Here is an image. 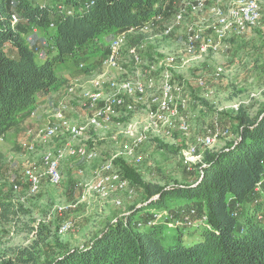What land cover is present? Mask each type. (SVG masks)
Returning <instances> with one entry per match:
<instances>
[{"label": "rangeland", "instance_id": "374dc122", "mask_svg": "<svg viewBox=\"0 0 264 264\" xmlns=\"http://www.w3.org/2000/svg\"><path fill=\"white\" fill-rule=\"evenodd\" d=\"M35 1L49 4L56 0ZM246 1L168 0L166 13L154 24L127 34L119 50L117 67H104L79 77L72 76L77 74L76 66L59 67V76L76 80L62 87L46 105L0 139V200L10 198L26 213L10 223L0 218L1 259H13L18 249L34 246L41 264L58 256L63 246L84 247L106 224L124 217L131 207H142L144 193L124 177L122 166L125 164L144 182L173 185L197 180L198 166L204 162L208 150L199 147L200 158H196L188 168L182 158L188 145L198 144V138L209 131L230 129V136L220 137L209 151L222 149L236 138L233 120L238 111L254 116L264 105V0H253L260 8V19L255 26L242 33L231 31L224 38L219 34L220 29L211 10L216 5L229 7ZM179 14L184 17L181 22L177 21ZM168 29L169 34L166 33ZM131 47L145 64L169 69L175 80L183 85L190 135H183L176 124L172 129H166L170 134L164 129L159 134H148L147 140L135 148V136L126 138L124 134L129 127H125L137 124L138 131L142 132L146 122H142L143 114H133L134 120L130 117V123L125 127L114 123L107 129L87 131V135L75 143L95 149L98 156L93 161L66 156L60 163L62 184L52 185L45 176L43 154L64 148L68 138L60 135L43 143L28 135V131L37 133L43 129L61 103L68 106L74 123L87 124L88 109L81 104L84 103L81 94L91 90L96 82L107 87L110 81L121 79L125 75L124 69L132 65ZM32 145L35 149L30 151L29 146ZM129 149L135 150L134 155L142 159L141 163L126 157ZM108 165L127 183L126 187L106 198L93 193L83 200L85 189L78 188L77 184L96 182ZM30 168L43 175L41 188L34 193L26 183V171ZM16 185L20 187L19 191L14 190ZM116 201L121 205L117 206ZM168 216L179 221L183 218L179 213H167L160 221L169 227L174 223ZM66 221L73 223V229L61 235L59 228ZM239 222L244 223V214H241ZM39 228L44 229L43 234ZM181 232L186 245L199 239V231L192 227L181 229ZM178 234V230H164L165 244H176Z\"/></svg>", "mask_w": 264, "mask_h": 264}, {"label": "trees", "instance_id": "16d2710c", "mask_svg": "<svg viewBox=\"0 0 264 264\" xmlns=\"http://www.w3.org/2000/svg\"><path fill=\"white\" fill-rule=\"evenodd\" d=\"M167 1L0 0V139L72 80L58 75L60 66H76L74 77L96 70L113 38L162 17ZM233 121L236 138L220 150H208L194 183L144 182L122 166L124 177L142 189L144 205L106 224L84 247L63 246L41 264H264V105L254 116L238 111ZM191 209L197 211L192 226L177 225L173 218L169 227L154 218L155 212L184 217ZM24 214L10 198L0 200L4 222ZM188 227L199 231V239L186 245L181 229ZM166 229L178 230L176 244H165ZM36 252L34 246L18 249L0 264H40Z\"/></svg>", "mask_w": 264, "mask_h": 264}, {"label": "built area", "instance_id": "2783aa9c", "mask_svg": "<svg viewBox=\"0 0 264 264\" xmlns=\"http://www.w3.org/2000/svg\"><path fill=\"white\" fill-rule=\"evenodd\" d=\"M211 10L216 17L221 38H224L231 31L242 33L248 28L255 26L260 19V8L258 3L253 0L237 3L229 7L216 5ZM160 18H153L144 28L154 24ZM183 18V15L179 14L177 21L181 22ZM12 21L13 26L19 23V18L15 13L12 14ZM169 32L170 29L166 31L167 34ZM34 33H36V30H34ZM128 33L118 35L110 41L109 54L102 60L101 65L96 70L108 66L117 67V61L120 57L119 50L124 45ZM131 48L129 49V53L132 65L129 66V69H124L125 75L121 79L110 81L107 87L101 82H96L91 90L81 94L84 103H81V100L80 103L88 109L86 114L88 117L87 124L82 126L74 123L70 116L71 113L68 111V106L61 103L54 117L43 126V129L37 133L32 130L28 131V135L36 137V139H39L43 143L53 141L60 135L68 138V143L64 148L43 154L42 161L46 169L45 176L50 180L52 185L60 186L62 184L63 176L60 170V163L66 156L87 161H93L98 156L95 149L75 143L83 135H87V131L107 129L114 123L118 127H125L130 123L129 118L133 114H143L144 119L142 122H146V126L142 127V132L138 131L137 124H129V126L125 127H129L124 134L125 137L129 135L135 136L134 139L132 138L135 148L147 140L148 134H159L163 129L170 134L166 129L170 130L176 124L183 135H190V126L186 119L188 105L183 85L175 80L169 69L162 66L156 68L155 65L145 64L139 53L133 47ZM38 52H40V49ZM84 68V64L79 66V69L83 70ZM96 70H92L89 73ZM75 80H71L70 82ZM132 119L134 120V118ZM222 136L229 137L230 129L224 131L216 129L198 138V144L188 145L187 149L183 152V163L190 168L193 161L196 158H200L198 157L199 147L212 150L218 139ZM29 147L30 151L35 149L34 145ZM134 151V149H129L126 157L133 159L137 163H141L142 159L134 155ZM110 166L108 165L103 168L100 173L102 176L96 182L88 184L80 182L77 184L78 188L85 189L83 200H86L87 196L93 193L106 198L112 192L126 187L127 183L121 179L117 172L111 171ZM26 178L30 192H38L41 188L43 175L36 174L30 168L26 171ZM14 190L19 191L20 187L16 185L14 186ZM256 191H261L260 184ZM116 205L120 206L121 202L116 201ZM196 212L195 209H191L181 221L177 219L176 224L192 226L194 224L193 217ZM165 215H167V212H155L154 218L160 220ZM168 217L171 220L173 219L172 216ZM138 226L142 227L141 224ZM72 229L73 223L66 221L60 226L59 232L61 235H66Z\"/></svg>", "mask_w": 264, "mask_h": 264}, {"label": "crops", "instance_id": "0c3cea01", "mask_svg": "<svg viewBox=\"0 0 264 264\" xmlns=\"http://www.w3.org/2000/svg\"><path fill=\"white\" fill-rule=\"evenodd\" d=\"M51 99H52V98H51ZM51 99H50V100H51ZM50 100H49V101H50ZM49 101H48V102H49ZM48 102H47V103H48Z\"/></svg>", "mask_w": 264, "mask_h": 264}]
</instances>
